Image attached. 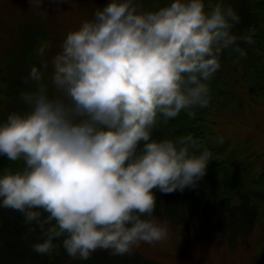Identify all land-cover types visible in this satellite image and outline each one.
<instances>
[{"label":"clouds","instance_id":"9594fccd","mask_svg":"<svg viewBox=\"0 0 264 264\" xmlns=\"http://www.w3.org/2000/svg\"><path fill=\"white\" fill-rule=\"evenodd\" d=\"M241 22L224 0H109L55 52L39 44L25 110L0 121V158L18 165L0 168V209L21 214L32 253L86 261L170 239L155 193L198 188L213 152L192 133L154 131L209 107L221 57L238 63L255 43L254 29L233 32Z\"/></svg>","mask_w":264,"mask_h":264},{"label":"trees","instance_id":"16d2710c","mask_svg":"<svg viewBox=\"0 0 264 264\" xmlns=\"http://www.w3.org/2000/svg\"><path fill=\"white\" fill-rule=\"evenodd\" d=\"M154 2L156 0H145L146 7H150ZM158 2L163 5L170 0ZM224 3L232 5L241 17L242 22L233 29L235 34H242L249 29L255 30V43L245 46L247 57L242 58L238 64L243 68L246 92L264 101V0H224ZM32 26L22 28L19 34L22 36V43H18L20 37L15 39L11 48L13 52L9 53L3 64L0 63V85L5 84V90L0 89V94L12 101L20 100V92L29 89L23 83L24 76L22 79L11 76L7 69L11 64L14 65L15 60H21L26 77L31 66L39 64L35 54L37 46L47 40L50 34L46 29ZM225 55H228L227 51L221 59H224ZM221 84L216 73L211 82L213 96L220 94ZM2 110L3 101L0 100V116H5ZM204 111L206 110L197 109L194 119H189L181 113L168 125L154 131L157 138L192 133L201 141L203 147L213 152V160L209 163L206 176L198 188L186 189L183 193H155V215L175 227L183 239L187 236L194 243H215L217 246L231 248L244 244L257 228L264 232V154L258 155L262 158L260 161L258 157L247 156L241 147L229 149L228 146H222L219 150V146L214 144L217 133L204 118ZM242 144L245 146V143ZM5 166L15 168L18 165L11 164L6 158H0V168ZM22 220L23 217L18 212L0 209V264H78L79 260L68 257L62 248L59 254L52 258L32 253L29 247L32 241L26 243L22 239L26 231ZM262 234V244L258 251L263 249L260 253L264 254V233ZM108 255V252L97 251L89 260L94 262L101 259L105 262ZM121 264L161 263L134 251L131 256L121 257Z\"/></svg>","mask_w":264,"mask_h":264},{"label":"rangeland","instance_id":"374dc122","mask_svg":"<svg viewBox=\"0 0 264 264\" xmlns=\"http://www.w3.org/2000/svg\"><path fill=\"white\" fill-rule=\"evenodd\" d=\"M108 2L109 0H68L58 12L54 10V5L45 0V13L44 9L39 12L30 9L28 0H0V63L3 64L9 53L13 52L11 48L15 39L20 37L19 34L25 26L33 25L32 27L50 32L48 39L42 42H51V51L55 52L69 31L77 29L84 20L91 18L97 7ZM21 39L22 36L18 43H22ZM234 59L235 56L229 54L221 59L222 67L217 72L222 83L220 94L212 95V103L204 108L206 113L203 116L217 133L215 136L224 138L219 150L222 146H228L229 149L241 147L247 156L258 157L259 154H264V101L246 92L243 68L234 63ZM7 70L11 76L20 79L25 77L21 60H15L14 65L11 64ZM0 89L5 90V84L0 85ZM0 100L3 101L1 112L5 114L0 116V121L5 120L10 112L25 110L19 99L12 101L0 94ZM167 225L170 232L168 241L156 246L142 244L135 251L161 264H264V254L260 253L263 249L258 251L264 232L259 228L244 244L230 248L217 246L215 243H194L187 236L183 239L175 227L168 223ZM100 261L103 264H121V257L108 255L105 262L101 259L94 262L88 259L79 260L78 264Z\"/></svg>","mask_w":264,"mask_h":264}]
</instances>
